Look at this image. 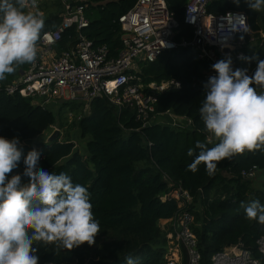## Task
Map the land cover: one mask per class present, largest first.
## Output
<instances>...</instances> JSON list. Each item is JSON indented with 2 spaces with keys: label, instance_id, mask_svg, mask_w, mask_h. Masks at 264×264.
Listing matches in <instances>:
<instances>
[{
  "label": "trees",
  "instance_id": "trees-1",
  "mask_svg": "<svg viewBox=\"0 0 264 264\" xmlns=\"http://www.w3.org/2000/svg\"><path fill=\"white\" fill-rule=\"evenodd\" d=\"M135 1L89 0L86 10L89 26L84 34L95 46H106L110 55L116 57L122 48L118 18ZM186 2L165 0L177 23L175 41L192 36V28L183 21ZM45 4L37 7L45 20L42 32L57 29L61 22L59 11ZM228 10L245 13L250 31L243 35L249 45L243 51L251 58L252 65L258 64L264 60V10L252 11L246 0L238 3L214 0L207 6V12L212 14ZM70 34L72 30L62 34L60 48L67 47ZM250 38L254 43H249ZM26 66L18 68L5 81L16 79ZM208 69L209 63L197 59L188 48L164 52L154 62L141 64L138 76L144 84L169 80L180 83L179 88L170 87L158 94L155 112H170L190 121L183 128L164 122L142 128L135 122L133 110L125 108L118 112L104 97L93 99L85 113L81 107L68 110L69 103L60 104L63 112L73 115L80 138L89 137L83 152L66 137L46 142L42 139L55 125L58 129L66 125L64 120L56 123L50 109L33 105L30 98L17 93L0 95V137L18 138L22 150L21 162L12 174L23 173V158L35 149L40 153V168L49 173H65L74 184L88 189L93 216L100 224V232L91 247L83 244L67 251L54 245L34 244L38 264H127L129 256L134 264H166V232L159 221L173 217L177 201L162 197L177 186L192 197L191 230L196 236L199 264H211L214 253L236 244L263 261L256 241L264 235V225L248 220L241 205L247 206L253 200L264 205V149L219 162L213 176L207 174L203 163L195 173L188 170L199 153L195 147L197 141L209 148L218 143L208 141L199 112L206 94L204 85L208 79L204 73ZM162 119L156 115V121ZM189 149L193 150V156H188ZM253 167L261 172V188H254L252 179L241 177L242 171Z\"/></svg>",
  "mask_w": 264,
  "mask_h": 264
},
{
  "label": "built area",
  "instance_id": "built-area-1",
  "mask_svg": "<svg viewBox=\"0 0 264 264\" xmlns=\"http://www.w3.org/2000/svg\"><path fill=\"white\" fill-rule=\"evenodd\" d=\"M213 1L187 0L183 21L192 28V36L175 41L173 37L177 23L165 0H136L118 18L122 48L116 57H112L106 46H95L83 32L89 26L86 17L89 0H56L60 6L59 27L41 33L36 61L27 65L17 79L0 83V95L17 93L30 98L33 105L47 108L51 102L60 104L61 99L66 102L75 100V93L78 92L86 102L87 109L88 104L99 97L106 98L118 112L130 108L135 113V122L142 128L164 121L176 128L186 127L190 121L185 118L170 112H155L158 94L170 87L179 88L180 83L169 80L160 84H144L138 75L141 64L154 62L164 52L188 48L197 59L209 63V69L204 73L205 79L216 76L212 65L228 57L231 58L233 70L246 69L247 75L253 76L258 64L252 65L251 58L243 51L249 46L243 38L245 32L233 31V25L241 14L246 18L248 27L245 13L237 10L208 13L207 6ZM44 2L37 0V7ZM37 7L30 8L38 12ZM229 14L231 20L226 19ZM68 30H72V34L68 36L67 47L62 49L59 47L62 34ZM249 43H254L253 38L249 39ZM257 91H260L259 87ZM156 115L163 119L156 121ZM68 116L73 119L71 113ZM178 120L187 122L178 123ZM255 173L256 168L253 167L249 171H242L241 177L253 179ZM164 180L169 183L167 177ZM172 198L177 201V211L172 218L159 221L161 229L166 232V264H199L196 236L191 230L192 197L177 186L162 197L163 200ZM256 246L263 261L254 258L241 244H236L214 253L211 264H253L254 261L264 264V235L256 241Z\"/></svg>",
  "mask_w": 264,
  "mask_h": 264
},
{
  "label": "clouds",
  "instance_id": "clouds-1",
  "mask_svg": "<svg viewBox=\"0 0 264 264\" xmlns=\"http://www.w3.org/2000/svg\"><path fill=\"white\" fill-rule=\"evenodd\" d=\"M246 2L252 11L264 10V0ZM28 7L36 8L37 0H0V82L36 61L45 20L42 13L25 11ZM226 19L231 20V14ZM245 19L241 14L233 31H250ZM231 64L230 57L213 64L217 75L204 85L206 94L199 108L203 130L209 141L218 143L209 148L196 142L199 153L188 167L193 173L203 163L213 176L219 162L264 149V60L258 62L253 76L246 69L233 70ZM19 144L16 137H0V264H38L34 244L67 251L83 244L93 246L100 224L93 216L88 189L74 184L65 173L40 168V153L35 149L24 156L23 173L12 174L22 158ZM187 154L193 156V150ZM241 207L248 220L264 225V205L259 201ZM126 261L134 264L131 256Z\"/></svg>",
  "mask_w": 264,
  "mask_h": 264
},
{
  "label": "rangeland",
  "instance_id": "rangeland-1",
  "mask_svg": "<svg viewBox=\"0 0 264 264\" xmlns=\"http://www.w3.org/2000/svg\"><path fill=\"white\" fill-rule=\"evenodd\" d=\"M45 4L46 6H48L50 9L54 10V11H59L60 10V6L58 4H56V2H54L53 0H45ZM54 7H52V5ZM25 11H32V9L30 7H28L27 9H25ZM34 12V11H33ZM39 13H42L41 11ZM5 81H2L0 83H4ZM75 100H71L67 103H69L68 106V110L69 107L70 108H79L81 107L82 109V113H85V110L87 109L86 107V102L83 100L82 95L78 92L75 93ZM47 108L50 109L55 118H56V123L58 122H62L63 120L66 122V125H64L62 128L58 129V127L55 125L54 127H52L50 129V131L46 132L43 134L42 139L45 140V142L48 140V137L54 132V131H58L59 134L57 136V138H59V140H63V138H67L68 140H70L75 147L80 151L83 152V146L85 143V140H88L89 137H86L85 139H81L80 138V133L79 130L76 127V123H74L72 117L68 116L67 112H63L65 110H61L62 108L60 107V104H57V102H51L50 105H47ZM65 114V115H64ZM67 115V116H66ZM64 116H66V119H64ZM164 123H167L169 125H171L168 121H164ZM172 126V125H171ZM175 127V126H173ZM40 139V138H39ZM39 139H36V141H38ZM214 140V139H213ZM260 178H261V172L256 171L255 173V177L252 179L253 183H254V188H261V185L259 184L260 182Z\"/></svg>",
  "mask_w": 264,
  "mask_h": 264
},
{
  "label": "water",
  "instance_id": "water-1",
  "mask_svg": "<svg viewBox=\"0 0 264 264\" xmlns=\"http://www.w3.org/2000/svg\"><path fill=\"white\" fill-rule=\"evenodd\" d=\"M59 103H60V104H64V103H66V101H65L64 99H61V100H59ZM188 128H190V126H188ZM58 134H59L58 131H54V132L48 137V141H53L54 139H56L57 136H58ZM245 180H247V179H245Z\"/></svg>",
  "mask_w": 264,
  "mask_h": 264
},
{
  "label": "crops",
  "instance_id": "crops-1",
  "mask_svg": "<svg viewBox=\"0 0 264 264\" xmlns=\"http://www.w3.org/2000/svg\"><path fill=\"white\" fill-rule=\"evenodd\" d=\"M38 12H40V11H38ZM21 72H22V71H20L19 75L21 74ZM19 75H18V76H19ZM17 78H18V77H17ZM17 78H16V79H17ZM14 80H15V79H14ZM7 82H11V81H5L4 83H7ZM186 122H187V121H185V120H184V121H183V120H178V123H183V124H185ZM211 141H213V140H211Z\"/></svg>",
  "mask_w": 264,
  "mask_h": 264
}]
</instances>
